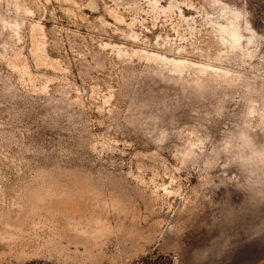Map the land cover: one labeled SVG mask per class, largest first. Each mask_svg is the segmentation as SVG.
I'll return each instance as SVG.
<instances>
[{
  "label": "rangeland",
  "instance_id": "obj_1",
  "mask_svg": "<svg viewBox=\"0 0 264 264\" xmlns=\"http://www.w3.org/2000/svg\"><path fill=\"white\" fill-rule=\"evenodd\" d=\"M0 264H264V0H0Z\"/></svg>",
  "mask_w": 264,
  "mask_h": 264
},
{
  "label": "bare ground",
  "instance_id": "obj_2",
  "mask_svg": "<svg viewBox=\"0 0 264 264\" xmlns=\"http://www.w3.org/2000/svg\"><path fill=\"white\" fill-rule=\"evenodd\" d=\"M234 36V38H236V35H233Z\"/></svg>",
  "mask_w": 264,
  "mask_h": 264
}]
</instances>
